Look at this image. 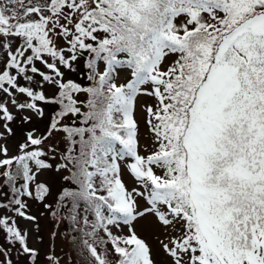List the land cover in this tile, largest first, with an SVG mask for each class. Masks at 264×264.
I'll list each match as a JSON object with an SVG mask.
<instances>
[{"label":"snow or ice","instance_id":"obj_1","mask_svg":"<svg viewBox=\"0 0 264 264\" xmlns=\"http://www.w3.org/2000/svg\"><path fill=\"white\" fill-rule=\"evenodd\" d=\"M81 60L87 85L65 79ZM0 61V178L12 193L0 208L35 222L24 197L53 210L37 177L62 172L52 215L66 210L89 264H112L110 251L115 264H156L135 230L149 216L169 233L159 243L170 264H264V0H6ZM141 96L156 100L145 109L155 145L146 156ZM16 113L48 125L27 130L9 155ZM58 132L62 152L46 145ZM129 157L131 190L120 166ZM0 229L35 264L28 233L7 216ZM9 253L0 246V264H13Z\"/></svg>","mask_w":264,"mask_h":264},{"label":"rangeland","instance_id":"obj_2","mask_svg":"<svg viewBox=\"0 0 264 264\" xmlns=\"http://www.w3.org/2000/svg\"><path fill=\"white\" fill-rule=\"evenodd\" d=\"M35 2V0H33ZM0 4H6V0H4ZM7 7L12 8L15 7L12 4H7ZM19 43V41H17ZM59 44L63 46L64 42L63 40L59 41ZM171 59H174V57L169 59V62H171ZM3 66V62L0 61V67ZM38 67H43L40 64H37ZM77 68L76 72L67 73L65 79H72L76 82L87 85L89 81H87L86 77L84 76L85 69L83 66V61H77L74 65ZM103 63H101L100 68L103 70ZM127 78L126 72H121L120 79L118 82H123ZM36 79H39L37 77ZM20 83L24 84L23 80L20 81ZM0 99L7 100V96L3 93H0ZM20 99H26V97L20 96ZM77 99L84 101L87 99V96L85 94H80ZM156 100L154 97L149 96H141L138 98V105L136 110V120L138 122V139H139V151L141 155H148L152 151L155 150V145L153 143V134L149 130V126L146 123L147 120V113L145 111L146 106L148 105H155ZM9 107L13 112H15V109L12 108L11 104L9 103ZM57 110H58V106ZM53 108L49 107L46 108V112L50 115L53 112ZM17 120L14 121L11 124V127L14 129V132L16 135L14 137H10L6 143L9 147V155H16L18 154V144L21 143L24 139V133L27 130H30L32 128L37 129V135L40 133H43L48 125V116L45 117L44 120H37L33 118L32 123L25 124L21 121L20 113H16ZM65 123H71V118H67ZM55 144L58 145V152L64 151L66 147V141L64 139V134L62 132L54 133L53 137L49 138L48 141H46V145ZM45 151H47V148L45 147ZM3 158V157H0ZM59 160V156H57V161ZM57 161H50L51 163L55 164ZM132 162V158H125L124 160L120 161L121 166V174L122 179L124 180L125 184L131 190L133 187H138L136 184L133 176L130 174V171L128 169V164ZM13 170L14 166H13ZM0 171H3L0 169ZM159 172V170H157ZM62 175L64 173H56L55 171H42L38 177L37 180L39 182H47L48 185L51 188V193L49 197L46 198V203L54 204V197L57 199V190H60V188L63 186V181L61 180ZM21 184V180L17 181V186ZM56 193V194H55ZM12 198V193L10 192L9 188L3 184L2 178H0V202L7 204L8 201ZM24 199L28 203V213L30 215H34L37 217V220L35 222L28 221L22 217H19L16 215L13 211L10 210L9 207L0 208V217H10L16 221V225L24 232L28 233V243L29 246L37 249L40 256H38L37 261L35 264H50V261L47 259L49 256H53L59 259L60 264H76V261L79 260V262H85L87 264L86 254L85 251L83 255H81L80 252L77 251L76 247L73 245L72 241L68 242L67 236L73 237V236H79L76 233L72 232L71 225L68 220H64V216H62L64 224L61 225L60 221V215L59 217L53 216L52 211L49 209H45L44 205L37 202L35 199H29L27 197H24ZM141 206L145 204L144 200H140ZM15 207V206H11ZM63 212V211H62ZM61 212V213H62ZM11 222V221H10ZM38 225V227H37ZM135 230L139 236H141L143 239L146 240V242L151 246L153 257L156 260V264H170V257H167L165 253L163 252L161 245L159 243L160 240H163L166 238L169 233H166L162 226H160L156 218L153 216H149L146 218L139 219L135 222ZM113 231H117L116 229H113ZM128 233V228L123 227L122 230L119 231L118 234L126 235ZM13 249H12V247ZM19 244L16 245H9L5 248L10 249V257L13 259L14 264H31V262L27 259V256H23L21 259L16 258V254L18 253ZM109 250H111L110 244L108 245ZM44 255V257L42 256ZM88 255V254H87ZM114 255L113 252L110 251L109 258ZM85 257V258H84ZM17 259V260H16ZM0 260H4V256L0 254Z\"/></svg>","mask_w":264,"mask_h":264},{"label":"trees","instance_id":"obj_3","mask_svg":"<svg viewBox=\"0 0 264 264\" xmlns=\"http://www.w3.org/2000/svg\"><path fill=\"white\" fill-rule=\"evenodd\" d=\"M60 190H61V188H60ZM60 190H57V194H59V192H60ZM56 194V193H55ZM56 198L54 197V204H53V208H55V204H56ZM62 216H64V220H67L65 217H66V210L65 211H63L62 213H60V221H61V225H63L64 224V221H63V218H62ZM77 235L79 234V233H76ZM5 237H6V233L2 230V229H0V246H3L4 248L6 247V246H8V243L6 242V239H5ZM67 238V240H68V242H71L72 241V238L71 237H69V236H67L66 237ZM20 246V245H19ZM111 246V245H110ZM12 247V246H11ZM112 247V246H111ZM12 249H13V247H12ZM19 249H20V247H19ZM19 249H18V253L16 254V258L17 259H21L24 255H21L20 254V252H19ZM11 252V251H10ZM10 255V254H9ZM39 256H40V254H39ZM43 257H44V255H42ZM85 258V257H84ZM12 259V258H11ZM16 259V260H17ZM38 259V258H37ZM37 259H36V261H37ZM85 259H87V264H89V259H88V255L86 254V258ZM111 261H112V264H115V262L118 260V257L114 254V255H112L110 258H109ZM29 259H27V261H28ZM12 262H13V264H14V262L15 261H13V259H12ZM60 264V263H59ZM71 264H73V262H71ZM76 264H86V261L85 262H79V260L78 261H76Z\"/></svg>","mask_w":264,"mask_h":264},{"label":"flooded vegetation","instance_id":"obj_4","mask_svg":"<svg viewBox=\"0 0 264 264\" xmlns=\"http://www.w3.org/2000/svg\"><path fill=\"white\" fill-rule=\"evenodd\" d=\"M4 0H0V2L2 3Z\"/></svg>","mask_w":264,"mask_h":264}]
</instances>
